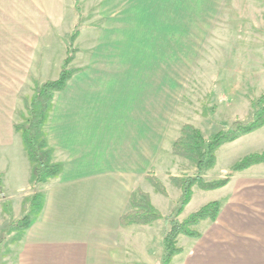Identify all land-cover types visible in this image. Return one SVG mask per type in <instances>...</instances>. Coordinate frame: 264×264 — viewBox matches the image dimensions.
<instances>
[{
  "label": "crops",
  "instance_id": "0c3cea01",
  "mask_svg": "<svg viewBox=\"0 0 264 264\" xmlns=\"http://www.w3.org/2000/svg\"><path fill=\"white\" fill-rule=\"evenodd\" d=\"M145 1L143 13L170 14V25L146 24L148 34L128 38H87L86 30L77 41L79 54L73 68L78 72L68 87L56 94L47 126L54 162L64 165V171L41 188L46 196L45 207L17 243V264H156V255L162 264L168 229L159 227L163 219L147 226L128 227L122 226L120 219L132 210L131 195L138 190L149 194L164 217L169 215L162 211L170 193L162 175L183 161L173 155L180 134L179 45L173 33L170 39H164L156 32H177L179 7L187 10L190 2L181 6L179 0ZM1 43L0 80L18 78L19 58L3 54ZM66 55L63 47L57 60H45L40 84L59 78ZM27 79L15 102L4 101L0 81V173L4 175V196L11 202L22 199L21 203L32 196L33 167L22 136L15 130L18 123L9 117V111L13 109L16 116L19 96L33 95L30 75ZM239 84L241 91L242 82ZM167 142L168 148L164 149ZM256 167L264 165L251 169ZM150 174L165 183L167 196L148 181ZM154 190L160 196H154ZM180 195L179 189L177 201ZM166 207L169 211L175 206ZM187 208L180 218L186 217ZM220 216L215 222H203L204 230H198L201 237L188 238L191 245L197 247L206 240V227L217 225ZM182 238L187 240L180 236L179 245ZM182 249L172 264L185 255L186 249ZM205 263L203 257L195 261Z\"/></svg>",
  "mask_w": 264,
  "mask_h": 264
},
{
  "label": "rangeland",
  "instance_id": "374dc122",
  "mask_svg": "<svg viewBox=\"0 0 264 264\" xmlns=\"http://www.w3.org/2000/svg\"><path fill=\"white\" fill-rule=\"evenodd\" d=\"M188 1L187 10L179 7V30L156 33L164 39H170L173 33V39L178 40L179 137L185 125H192L209 140L236 121H251L257 110L255 103L264 95V0H179V3L183 6ZM145 6V0H79L80 19L76 0H0L3 54L18 56L20 68L18 78L0 80L4 101L15 102L17 92L28 84L29 75V86L34 85L35 93L45 60L54 62L61 56L63 47L68 48V39L79 21L81 36L87 30V38L95 39L144 37L149 33L146 24L170 25V14L147 15L143 13ZM34 93L19 96L16 116L13 109L9 111V117H14L16 123L29 118L28 106ZM174 125L172 129L176 132ZM168 145L169 142L165 143L164 149ZM263 150L264 130L225 145L217 153L216 167L206 173L205 179H221L244 157ZM181 159L169 172L164 168L162 175L170 188L164 201L168 207L176 206L179 195L172 175L183 179L197 174L195 164ZM42 187L32 189V196L42 192ZM194 188L195 196L186 217L179 220L182 222L206 204L222 199L221 216L217 225L206 227V240L197 247L188 238L181 239L178 246L186 249V253L174 264H195L202 257L205 264H264V167L236 174L224 191L205 192ZM153 192L154 196L158 194ZM29 199L20 208L22 199L11 202L0 196V237L4 239L0 245V264H17L19 235H2V232L28 212ZM14 203H17L15 207ZM166 206L162 208L163 214L170 215L172 209L168 211ZM167 226L163 219L159 227L164 231ZM199 226L197 231L204 230L202 223ZM159 259L156 255L154 263L160 264Z\"/></svg>",
  "mask_w": 264,
  "mask_h": 264
},
{
  "label": "trees",
  "instance_id": "16d2710c",
  "mask_svg": "<svg viewBox=\"0 0 264 264\" xmlns=\"http://www.w3.org/2000/svg\"><path fill=\"white\" fill-rule=\"evenodd\" d=\"M80 19L81 9L79 0L76 7ZM82 23L79 21L68 39L67 56L62 64V70L57 80L37 84L32 103L28 106L29 118L15 125L16 132L20 133L28 158L32 164L31 188L36 190L57 179L64 171V165L54 162L55 151L49 146L47 126L54 108V99L57 93L63 92L69 85L74 75L78 72L70 66L75 62L78 49L75 42L81 36ZM256 112L249 122L236 121L229 129L220 131L212 139H206L202 132L192 125L182 128L181 136L173 145V155L186 159L195 164L196 176L179 179L172 177V181L181 190V195L172 213L164 218L161 212L153 205L149 194L138 190L131 195L132 210L124 214L120 224L124 227L132 225H151L158 220L166 219L168 230L165 233L163 247L164 255L162 264H172L175 257L183 253L179 245V237L199 239L200 233L196 228L203 222L217 221L222 205L220 201L206 204L193 213L186 220L180 221V216L190 205L194 196V187L203 191H216L227 187L232 178L249 169L264 165V152L247 155L233 165L229 173L217 180L207 181L205 175L217 165V153L225 145L232 144L243 137L249 136L264 128V95L256 101ZM4 175L0 173V196H4ZM148 181L162 195L167 196V189L154 175L148 176ZM46 196L44 192H35L28 200V212L22 219L15 221L2 232L3 234L16 233L19 241L24 234L36 223L45 207ZM6 210L10 209L7 201ZM1 235V236H2ZM4 239L0 237V245Z\"/></svg>",
  "mask_w": 264,
  "mask_h": 264
}]
</instances>
